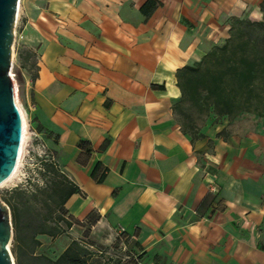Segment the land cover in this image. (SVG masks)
I'll use <instances>...</instances> for the list:
<instances>
[{"label":"crops","instance_id":"crops-1","mask_svg":"<svg viewBox=\"0 0 264 264\" xmlns=\"http://www.w3.org/2000/svg\"><path fill=\"white\" fill-rule=\"evenodd\" d=\"M149 1L21 0L14 55L37 167L74 188L67 221L100 216L69 229L90 264H264V130L220 136L219 122L194 141L173 111L178 70L232 20L261 21L263 0Z\"/></svg>","mask_w":264,"mask_h":264},{"label":"trees","instance_id":"trees-1","mask_svg":"<svg viewBox=\"0 0 264 264\" xmlns=\"http://www.w3.org/2000/svg\"><path fill=\"white\" fill-rule=\"evenodd\" d=\"M154 4L155 0H150L144 10ZM260 9L261 21L232 20L230 36L223 44L214 45L201 61L178 70L181 97L174 103L173 111L177 122L192 140L205 137L202 130L204 117L211 118L213 125L222 119L251 112L254 100L260 97L258 86L264 80V0ZM225 133L221 132L220 136ZM79 147L87 153L83 155L82 152L78 161L86 165L93 148L86 141H81ZM44 170L40 173L45 181L44 187H37L31 193L16 189L5 198L12 213L14 236L11 251L16 256V264H90V251L77 240H71L55 259L47 254L35 255L43 245L39 236L56 239L66 234L73 223L86 227L85 233H88L100 219L92 212L84 223L67 221L65 204L75 190L55 165L46 164ZM106 173L107 169L99 164L92 177L102 183Z\"/></svg>","mask_w":264,"mask_h":264},{"label":"water","instance_id":"water-1","mask_svg":"<svg viewBox=\"0 0 264 264\" xmlns=\"http://www.w3.org/2000/svg\"><path fill=\"white\" fill-rule=\"evenodd\" d=\"M19 1L0 0V186L15 173L24 142V122L11 77ZM13 236L11 209L0 200V264H15L10 249Z\"/></svg>","mask_w":264,"mask_h":264},{"label":"rangeland","instance_id":"rangeland-1","mask_svg":"<svg viewBox=\"0 0 264 264\" xmlns=\"http://www.w3.org/2000/svg\"><path fill=\"white\" fill-rule=\"evenodd\" d=\"M223 43L224 42L221 44ZM17 65L16 57L14 56L12 74H14V79L16 81L17 98L26 116V108L22 98V76ZM258 87L260 97H257L256 100H254V103L251 106V112H243L231 119H222L220 121L221 123H228L227 134L244 135L258 130H264V80L260 81ZM203 120L205 121V127L202 128V130L205 131L208 126L211 125L212 119L204 117ZM25 142L20 167L16 175L0 186V200L6 205L5 198H9L16 189L26 190L31 193V191L36 190L37 187H44L45 185V181L40 176L39 167H37L35 157L33 156L35 154V147L33 146V137L29 126ZM79 236L80 231L76 227L71 231H68V233L58 236L56 239H51L46 235L39 236L43 245L36 251L35 255L47 254L49 257L55 259L65 250L71 239L78 238ZM12 255L16 264V256L13 253Z\"/></svg>","mask_w":264,"mask_h":264},{"label":"bare ground","instance_id":"bare-ground-1","mask_svg":"<svg viewBox=\"0 0 264 264\" xmlns=\"http://www.w3.org/2000/svg\"><path fill=\"white\" fill-rule=\"evenodd\" d=\"M11 77H12V80H13V84H14V90H15V102H16V105L21 113V116H22V119H23V122H24V142H23V146H22V150H21V154H20V158H19V162H18V166H17V169L15 171V173L13 174V176L11 177V179L16 175L19 167H20V163H21V158H22V155H23V150H24V144L26 143L25 140H26V136H27V132H28V124H27V120H26V116H25V112L24 110L22 109L21 107V104L20 102L18 101V98H17V91H16V81L14 79V74H12V71H11Z\"/></svg>","mask_w":264,"mask_h":264},{"label":"built area","instance_id":"built-area-1","mask_svg":"<svg viewBox=\"0 0 264 264\" xmlns=\"http://www.w3.org/2000/svg\"><path fill=\"white\" fill-rule=\"evenodd\" d=\"M20 3H21V0L19 1V7H18V14H17V18H16V25H15V28L17 27V25H18V21H19V11H20ZM15 37H16V32H15ZM14 54H13V65H12V71H13V67H14ZM27 120V119H26ZM27 122V124H28V121H26ZM29 126V125H28ZM28 133V132H27ZM44 152H41V154H40V156H44ZM211 191L212 192H216V189H215V187H211ZM120 232V234L123 232V231H119ZM124 249H126V247H124Z\"/></svg>","mask_w":264,"mask_h":264}]
</instances>
